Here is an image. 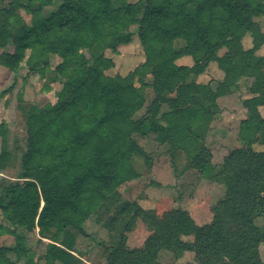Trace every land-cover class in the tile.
<instances>
[{
    "label": "trees",
    "instance_id": "1",
    "mask_svg": "<svg viewBox=\"0 0 264 264\" xmlns=\"http://www.w3.org/2000/svg\"><path fill=\"white\" fill-rule=\"evenodd\" d=\"M61 1L47 16L42 15L43 8L53 0H11L0 8V48H4L0 64L15 72L26 63L27 75L43 77L45 68L32 64L33 59L55 54L61 61L51 71L62 81L53 101L29 109L20 176L13 182L0 178V189L8 197L5 201L0 196V213L7 222H0V232L38 227L41 237L53 241L47 244L51 260L72 261L73 234L64 230L57 238L45 233L55 225L79 226L105 195L130 176V154L136 149L131 135L162 104L169 106L159 117L166 125L150 119L152 128L173 132L180 146L196 142L192 122L213 112L216 96L208 85L189 83L187 77L201 72L227 46L229 56L219 59L226 74L222 85L229 88L236 75L250 74L255 80L249 88L253 95L243 101L246 116L240 121V136L245 146L229 151L217 168L226 193L211 206L212 222L198 226L182 209L168 212L145 248L119 247L108 258L113 264H120V258L130 264H153L155 252L165 246L191 250L197 261L205 263L263 264L258 247L264 242V225H256L255 218L264 213V117L259 111L264 106V63L253 57V50H242L239 40L241 31H255L253 18L264 11V0ZM133 24L145 60L126 76H109L105 71L114 61L106 51L129 43ZM185 55L192 57L191 67L174 63ZM146 86L154 96L146 114L136 117L145 103ZM2 124L0 172L11 156ZM255 144L263 148L257 150ZM194 150L196 166L210 169V150L203 146ZM180 234H192L194 241L183 242ZM0 264H14L3 248Z\"/></svg>",
    "mask_w": 264,
    "mask_h": 264
},
{
    "label": "rangeland",
    "instance_id": "2",
    "mask_svg": "<svg viewBox=\"0 0 264 264\" xmlns=\"http://www.w3.org/2000/svg\"><path fill=\"white\" fill-rule=\"evenodd\" d=\"M10 1H0V8L6 7ZM61 2L53 0L43 8L42 15L47 16L56 10ZM22 15L25 22L30 23V16L23 11ZM253 20L255 31H241L239 43L242 50H253V57L260 59L262 65L264 11ZM130 30L132 37L129 43L119 45L113 51H106V55L114 61V65L105 71L109 76H126L145 60L137 36V25H131ZM3 52L4 48H0V54ZM229 52V47L222 46L218 50L217 59L207 62L201 72L190 73L187 77L189 83L208 85L216 96L213 112L192 122L191 130L196 136V142L186 141L180 146L173 132L169 135L152 128L150 119L166 125L159 117L169 111V106L162 104L157 114H147L146 119L149 120L144 122L141 130L131 135L136 149L130 154V176L105 195L79 226L55 225L45 233L57 238L61 237L64 230L73 234L71 252L74 258L68 264H113L108 257L115 249L120 247L136 251L145 248L159 220L174 210L186 211L198 226L212 222L211 206L222 200L226 193L224 181L216 175L219 171L217 168L229 151L245 146L240 136V121L246 116L243 101L253 95L249 88L255 80L250 74L236 75L230 78L233 84L229 88L222 85L226 74L219 59L229 56ZM60 61L61 57L55 54L34 58L32 64L45 68L43 77L38 74L27 75L29 65L26 63H22L15 72L0 64V93L11 86L10 91L0 94V123H3L7 147L11 153L6 168L0 172V178L13 182L20 176L21 159L27 144L26 120L29 109L33 104L53 101L55 94L61 90L62 81L51 71ZM174 63L191 67L193 59L185 55L177 58ZM170 95L175 96V93ZM153 96V89L146 86L145 103L134 116L146 114ZM259 111L264 117V106H260ZM201 146L208 148L212 155L210 166H213L210 169L198 168L193 160L195 147ZM1 147L0 136V150ZM254 148L259 150L263 147L255 144ZM4 191L0 189V196L6 201L8 197ZM0 222L7 224L1 213ZM255 223L258 226L264 225V213L255 218ZM38 231V227L32 230L16 227L13 234L0 232V248L4 249V255L14 264H60L52 261L53 257L48 253L47 244L53 241L41 237ZM179 238L186 243L194 241L192 234H180ZM258 252L264 264V242L259 244ZM154 255L153 264H219L197 261L191 250L174 251L165 246L159 247ZM119 263L130 264L123 258H120Z\"/></svg>",
    "mask_w": 264,
    "mask_h": 264
}]
</instances>
